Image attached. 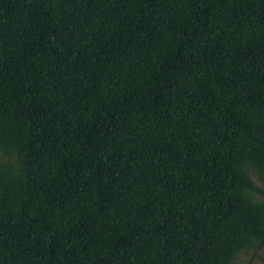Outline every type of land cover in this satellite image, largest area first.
<instances>
[{
  "label": "trees",
  "instance_id": "1",
  "mask_svg": "<svg viewBox=\"0 0 264 264\" xmlns=\"http://www.w3.org/2000/svg\"><path fill=\"white\" fill-rule=\"evenodd\" d=\"M255 176L264 0H0V264H232Z\"/></svg>",
  "mask_w": 264,
  "mask_h": 264
},
{
  "label": "rangeland",
  "instance_id": "2",
  "mask_svg": "<svg viewBox=\"0 0 264 264\" xmlns=\"http://www.w3.org/2000/svg\"><path fill=\"white\" fill-rule=\"evenodd\" d=\"M254 180L264 189V177L260 179L255 176ZM232 264H264V247L257 252L240 253Z\"/></svg>",
  "mask_w": 264,
  "mask_h": 264
}]
</instances>
